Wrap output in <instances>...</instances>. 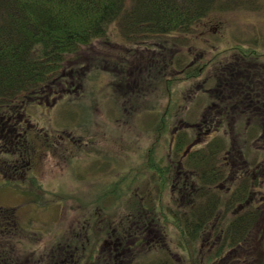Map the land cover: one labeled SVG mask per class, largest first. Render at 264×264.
Listing matches in <instances>:
<instances>
[{
	"label": "trees",
	"instance_id": "obj_1",
	"mask_svg": "<svg viewBox=\"0 0 264 264\" xmlns=\"http://www.w3.org/2000/svg\"><path fill=\"white\" fill-rule=\"evenodd\" d=\"M241 3L255 5L259 2L0 0V133L7 130V126L11 127L8 124L14 123L15 127L18 116L25 113L29 103L59 100L73 92L77 83L81 85L90 67L97 69L93 53L90 54L95 43L108 45L114 41L113 46L116 43L121 45L122 42L136 46L141 42L154 41L155 38H172L168 44H172V51L177 52L175 46L179 36L187 37L214 12L229 10ZM117 48L111 50L108 58H103L101 54L96 58L101 55L104 61L109 60L107 71L112 75L114 89L119 99L124 101L122 107L126 112L133 107L138 108L132 104V100H141L143 104L149 88L154 85L159 87L157 82L160 79H154L150 73L158 76L160 71L155 68L153 53L145 57L148 52L142 55L132 49L128 55L122 56ZM235 50L241 51L240 56L216 64L211 78H208V81L212 79L214 86L206 93L212 97L214 104L198 123H186L177 117L175 109L180 106V102L169 93L175 107H169L166 111V106L158 122H155L152 130L155 149L149 152L143 171L153 172L155 186H152L153 182L146 184L141 201L133 197L124 200V215L116 218L106 213L115 217L116 221L119 217L126 219L124 221L130 225L125 231L130 230L131 233H128L134 238L145 236L155 226L160 231L174 228L178 251L175 253L170 249V244L165 248L166 243L162 241L159 248L163 252L162 256L150 264H185L189 258L197 259L198 264H235L237 261L234 260L238 257L236 253L244 252V247L253 235L256 237L258 231L259 239L253 240L254 248L257 247L255 252L258 253L254 264H264V214L261 208L254 206L255 187L264 188V170L261 182L250 173L251 168L255 171L264 168V162L257 160L264 153V64L259 62L254 49L238 47ZM136 55H140L136 59L138 62L131 65L137 71L133 75L135 81L131 83L130 89H125L119 73L114 71H118L119 63L123 68L128 58ZM75 56L79 58L78 61L83 59L85 63L77 67L72 61ZM139 60L150 63L141 64ZM173 61L171 64L175 66ZM180 62L176 65H180ZM181 71L186 75V80H191L201 77L205 67L201 62H193ZM146 72L147 77L142 78L141 74ZM117 80L121 83H116ZM15 128H10V136L14 131L12 141L16 145L12 149L6 145L7 139H3L1 143L4 141L5 147H0V157H5L8 163L21 160L22 157L31 161L36 153L44 149L40 142L42 138L39 135L35 144L32 129L26 128V134H22ZM222 128L226 131L224 135L207 141L203 147L197 143L203 133L216 134ZM235 131L241 138L239 141L233 135ZM254 132L258 135L256 138L248 135ZM8 140L11 141L10 138ZM67 142H70L68 137ZM248 143H253L258 151L254 161L248 158ZM60 145L52 140V144L48 142L43 151L55 153L53 147L60 149ZM165 145H168V153L165 158L159 157L157 154ZM232 153H235L234 161ZM130 170L120 173L118 182L129 181V186L137 185L139 188L132 181L145 179L146 176L139 173L131 178L128 175ZM118 182L105 187L101 196L92 193L94 198L89 200L88 206L102 204L99 200L115 196L120 186ZM225 183H232V187L225 189ZM15 215V212L10 214L6 207L0 206V264H41L47 261H53L49 264H58L60 261H55L54 256L43 261L41 258L38 260L20 255L22 249H27L26 245H20L19 240L26 230L14 219ZM15 244L21 248L16 250ZM238 262L245 264L247 260L240 258Z\"/></svg>",
	"mask_w": 264,
	"mask_h": 264
},
{
	"label": "rangeland",
	"instance_id": "obj_2",
	"mask_svg": "<svg viewBox=\"0 0 264 264\" xmlns=\"http://www.w3.org/2000/svg\"><path fill=\"white\" fill-rule=\"evenodd\" d=\"M257 1L259 3L255 5L241 3L229 10L214 12L197 30L187 34V37L179 36L175 46L177 52H173L172 44L171 46L168 44L172 38L162 40L155 38L154 41L141 42L136 46L123 42L122 46L118 43L113 46L114 41L108 45L95 43L90 54L93 53L97 69L90 67L91 70L81 85L77 83L73 92L59 100L51 99L48 103L28 104L25 113L21 115L27 122L25 128L33 130L31 133L36 140L35 144L40 135L43 139L50 137L47 143L52 144V140L54 143H60L61 148L53 147L55 153L51 150L49 153L46 150L39 151L23 171L14 170L11 165L13 161L10 164L5 157H0V206L6 207L10 214L15 212L14 219L26 230L24 236L19 239L20 245H26L27 248L22 249L23 253L20 252L22 257L27 255L29 258L31 256L47 261L54 256L55 261H60L58 264H104L106 263L104 260H97L98 257H102L101 254L113 258L118 251L120 254L116 255L117 262L113 260L115 264H150L158 256H162L163 252L159 249L162 241L166 243L165 248L170 244V249L175 253L178 251L174 228H164L160 231L158 226L152 227L148 234L141 236L144 241L140 246H137L133 236H126L119 250L112 248L115 247L113 245L104 246L101 229L102 221L105 223L106 221L102 218H105L106 213L116 218L124 215L126 211L124 200H131L133 197L141 201L146 184L153 182L152 186H155L153 172L143 171L144 165H147L149 152L155 149V136H152L155 122H158V117L166 106V111L169 107H175L171 103L169 93L180 102V106L175 109L177 117L186 123H198L205 113L208 114L207 111L214 102L206 91L214 86L212 79L208 81V78L216 64L220 65L231 60L233 56H240L241 51L235 50L238 47L256 50L259 62L264 64V0ZM121 40L125 41L124 38ZM116 46L118 47L116 50L120 51L122 56L128 55L132 49L138 50L142 55L148 52L145 57L153 53L155 68L160 71L159 74L158 70H155L158 76L150 73L154 79L155 77L157 80L160 79L157 82L159 87L154 85L149 88L145 94L146 100L142 99L143 104L141 100L138 102L132 100V104L138 108L133 107L126 112L122 107L124 101L119 99L114 89L112 75L107 71L106 65L109 60L104 61L101 58V55L108 58V54ZM230 48L234 50H227ZM99 54H101L99 58H96ZM138 56L128 58L123 68L119 63L118 71H114L119 73L122 83H125V89H130L131 83L135 81L133 75L137 74V71L131 65L138 62L136 60ZM172 59L175 66L171 64ZM78 60L76 56L72 59L77 67L85 63L83 59ZM139 62L147 65L150 63L146 60L143 63L140 60ZM177 62H180V65H176ZM193 62L198 64L201 62L205 72L197 79L186 80V75L181 69ZM142 74V78L147 77V72ZM116 83H119L118 80ZM172 131L171 129V134ZM238 131L233 135L239 141L241 138ZM225 132L222 128L216 134L203 133L197 143H201L203 147L207 141L222 136ZM254 134L248 135L256 138L258 135L256 132ZM62 137L63 143L60 142ZM67 137L70 138V142L65 140ZM47 143L46 145L42 143L44 149L47 148ZM167 147L168 145L163 146L157 155L165 158L168 153ZM247 148L248 158L254 161L258 151L255 150L253 143H248ZM263 154L257 158L258 162H264ZM234 157L235 153H232V160ZM129 168L131 170L128 175L131 178H135L139 173L146 176L145 179L132 181L138 184L139 188L137 185L129 186V181L118 182L119 174L127 172ZM263 170V167L258 171L251 168L250 173L261 182ZM111 182H118L120 185L115 196L99 200L102 204L88 206L89 200L94 198L93 195L101 196L103 189L108 188ZM171 184L172 182L169 187ZM231 187L232 183H225V189ZM153 197L155 198V193ZM254 199L256 202L254 206L261 208L264 214L263 187H255ZM114 218L110 217L112 231L115 230L123 236L124 228L129 229L130 224L126 223L124 218L119 217L117 221ZM100 219L101 224L96 226L94 221ZM128 232L131 233L130 230ZM256 234V237L253 235L250 238L244 252L236 253L238 257L234 260L237 261L235 264H243L238 262L240 258L247 260L245 264H254L258 253L255 252L257 247L254 248L253 240L259 239L260 231ZM20 245L15 244L16 250L21 248ZM52 262L49 261L47 264ZM185 264L198 263L197 259L189 258L185 260Z\"/></svg>",
	"mask_w": 264,
	"mask_h": 264
},
{
	"label": "flooded vegetation",
	"instance_id": "obj_3",
	"mask_svg": "<svg viewBox=\"0 0 264 264\" xmlns=\"http://www.w3.org/2000/svg\"><path fill=\"white\" fill-rule=\"evenodd\" d=\"M40 104H43V103L40 102ZM15 124H16L15 125L16 128L13 127L14 126V123L8 124V125H11V127L12 128H15L16 131H21L22 134L23 133L26 134V131L27 130H25L26 129L25 128V124H27V122L25 121L24 117L19 116V119H18V121ZM11 127L10 126H7V130L4 129L6 131V133H5L4 130L0 133V147H3V146L5 147V143H6V145L10 146L11 148L16 145V143L12 141V139L14 138V134H13L14 131L12 132V135L10 136V133H11L10 128ZM8 138H10L11 141L8 140ZM3 139H7V142L4 143V141H3V143H1ZM47 139L48 138H45V139L42 138L41 139V143H43V144L46 145ZM63 139L64 138H62L60 140L61 143H63ZM65 140L67 141V139H65ZM15 152H14V155L16 156V153ZM28 160H30V159H28L27 157H24V158L22 157L21 160L17 159L15 161H13L12 164L11 163L10 164L13 166L14 170H16V171H23V170H25V167H28L29 164H31V161L32 160L31 161H28ZM104 216H105V218H102V220L105 219L106 223L104 221H102L101 219L94 221V224L96 226L100 225L101 224V221L103 222V228L101 230H102V235H104L103 236L104 237V240H103L102 244L104 246H112L113 245L115 247H112V248H114L115 250H119L120 247L123 246V244H124L123 240L126 238V236L128 237V236H133V235L132 234H129L127 231H125L126 228H124V235L123 236H120L118 233L115 232V230L113 232L112 231L111 221H110V216H108L107 214H105ZM93 219H95V218L93 217ZM134 239H135V242H136L137 246L141 245L142 242H143V239H142L141 236L139 238L137 237V238H134ZM138 242H139V244H138ZM108 250H110V249H107V251ZM117 254H120V253L117 251ZM116 255L114 254V257L112 258V256H110V255L104 254V256H103V254H101L102 257H98L97 260L98 261H103L104 260L107 264H115L113 260H116V262L118 260V257ZM106 263H104V264H106Z\"/></svg>",
	"mask_w": 264,
	"mask_h": 264
}]
</instances>
